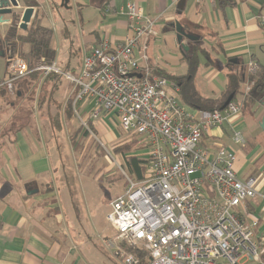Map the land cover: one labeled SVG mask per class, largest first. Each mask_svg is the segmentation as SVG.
<instances>
[{
	"label": "crops",
	"instance_id": "1",
	"mask_svg": "<svg viewBox=\"0 0 264 264\" xmlns=\"http://www.w3.org/2000/svg\"><path fill=\"white\" fill-rule=\"evenodd\" d=\"M16 1L19 7L14 15L4 14L5 21H0V264H120L105 241L93 239L81 218L73 216L61 200L64 187L58 183V175L65 155L59 134L70 119L66 103L74 99L77 88L63 77L52 76H43L32 89L27 88L26 80L14 82L11 92L4 85L8 57L4 38L12 17L18 16L19 22L28 6L34 8L28 26L37 15L42 26L51 28L53 63L64 64L63 70L73 74L102 39L123 42L130 33L131 22L125 14L129 2L153 20L152 33L140 38L135 51L141 62L145 55L150 71L152 67L185 74L184 53L195 46L203 53L197 52L192 80L198 92L209 98L222 92L228 72H243L245 81L235 100L240 111L205 133L200 146L211 153L218 148L234 152L236 176L243 181L253 178L256 190L264 191V128L260 127L264 107L259 101L243 103L247 63L264 65V0H229L223 7L216 0H184L181 9L177 7L180 0ZM175 23L192 36V40L181 41L187 51L176 38ZM22 49L27 51L28 46ZM26 100L27 106L22 108ZM80 102V114H89L96 105L93 99ZM52 112L58 115L60 131L54 130ZM110 120L113 115L102 111L96 129L112 139L118 135L112 132ZM235 132L241 141L233 139ZM34 189L35 193L27 194ZM262 204L260 196L246 203L248 217L259 219L258 237L264 236V218L259 213Z\"/></svg>",
	"mask_w": 264,
	"mask_h": 264
},
{
	"label": "built area",
	"instance_id": "2",
	"mask_svg": "<svg viewBox=\"0 0 264 264\" xmlns=\"http://www.w3.org/2000/svg\"><path fill=\"white\" fill-rule=\"evenodd\" d=\"M125 14L131 25L123 42L102 39L84 56L77 74L54 63L34 67L43 76L54 72L75 85L73 111L87 131L86 120L110 112L123 131L145 143L142 178L122 171L127 186L109 203L114 254L121 264H139L140 254L146 264H264V236L255 233L259 219L246 212V203L260 196L264 218V191L256 190L253 178L236 176L234 152L218 148L211 153L200 146L203 135L238 113L239 105L230 102L212 110L183 105L177 85L153 75L144 54L142 62L135 56L140 38L152 33L153 20L132 2ZM256 70L249 61L247 75ZM30 71L21 56H8L7 90ZM251 86L247 81L245 93ZM83 99L96 102L87 119L77 109ZM233 139L242 140L238 132Z\"/></svg>",
	"mask_w": 264,
	"mask_h": 264
},
{
	"label": "rangeland",
	"instance_id": "3",
	"mask_svg": "<svg viewBox=\"0 0 264 264\" xmlns=\"http://www.w3.org/2000/svg\"><path fill=\"white\" fill-rule=\"evenodd\" d=\"M62 45L64 48V44ZM63 51L66 52L65 49ZM63 65L57 64L61 69ZM27 101L21 104L22 108L27 106ZM80 103H77L79 113L82 112ZM52 113L51 117L56 114ZM81 115L82 119L89 117L87 113ZM99 117L92 120L93 129L85 135V128L80 127L78 116L70 115L69 123L67 121L66 128L59 134L63 142L60 150L65 157L59 166L58 183L64 187L61 198L64 207L67 205L69 210L72 209L73 216L81 218L84 230L93 239H103L105 246L113 250V257L121 264L120 258L114 254L115 231L107 220V213L110 210V201L123 193L127 186L123 172L131 176L123 166L124 155L132 154L141 158L145 152V143L140 137L123 131L114 118L110 120V124L112 132L118 136L108 138L100 133V129H96ZM116 146H127L128 149L125 148L126 151L122 153L114 150Z\"/></svg>",
	"mask_w": 264,
	"mask_h": 264
},
{
	"label": "trees",
	"instance_id": "4",
	"mask_svg": "<svg viewBox=\"0 0 264 264\" xmlns=\"http://www.w3.org/2000/svg\"><path fill=\"white\" fill-rule=\"evenodd\" d=\"M218 6L223 7L228 4L229 0H216ZM37 15L32 19L28 28L20 33L18 31V16H13L11 24L9 25L6 36L4 38V48L7 51V55L18 54L27 61L28 67L31 70L26 76L15 80V83H22L27 81L26 84L28 89H32L37 86L43 77V74L39 70H34V67L38 63L50 65L55 59V50L50 45V39L52 36L51 28L42 26L39 20L36 18ZM28 46L27 51H23L22 47ZM197 52L195 46L184 53V62L187 66V71L182 75H173L160 68H152L151 72L153 75L163 77L169 82H173L178 87L179 100L190 107L212 110V109H223L228 103L235 102L236 95L240 93L241 85L245 81L244 73L240 71H230L226 74V83L222 92L215 97H205L201 95L195 88L192 80V76L196 71L198 65ZM203 53V52H202ZM207 59V54L204 55ZM257 70L255 74L248 76V81L252 82L250 90L245 93L243 103H255L259 101L264 95V65L256 64ZM60 78L59 74L50 72L45 77ZM13 83V84H15ZM13 87V85H12ZM7 89V88H6ZM75 96V95H74ZM229 100V102H227ZM73 99H69L66 103L65 113L66 116L75 115L72 107ZM227 102V103H226ZM55 117L56 119H53ZM51 117L54 124V130L60 131V123L57 113ZM86 125L90 130L93 129L92 121L86 120ZM82 128V125H80ZM84 134H87V130H84ZM145 146V144H144ZM128 149L127 146L119 147L116 146L114 150L124 153ZM123 166L126 168L128 173L135 179L139 180L142 178L143 171L146 166L145 160L138 158L135 155H124ZM130 250V248H128ZM137 255L138 252L134 251ZM115 256V255H114ZM139 264H146V259L143 254H140Z\"/></svg>",
	"mask_w": 264,
	"mask_h": 264
},
{
	"label": "water",
	"instance_id": "5",
	"mask_svg": "<svg viewBox=\"0 0 264 264\" xmlns=\"http://www.w3.org/2000/svg\"><path fill=\"white\" fill-rule=\"evenodd\" d=\"M183 2H184V0H180L177 7L181 9L183 6ZM18 7L19 6H18V3L16 0H0V21H5V20H2V16L4 14L14 15V9H16ZM33 10H34V8L32 6H28V7L24 8V10L22 11L21 17H20V21L17 24L19 29H21V30L27 29L28 23H29L31 16L33 14ZM174 28H175V32H176V38L179 42H181L182 39H184V38H186L187 40H192V36L185 33L181 29V27L178 23L174 24ZM181 46L184 48L185 51H187L189 49L188 46H186L185 44H182V42H181ZM227 102H229V100ZM259 103L261 106L264 107V95L259 100ZM260 127L264 128V114H263L261 121H260ZM36 191H37L36 189L30 190L29 192H27V194L30 195L32 193H35Z\"/></svg>",
	"mask_w": 264,
	"mask_h": 264
}]
</instances>
